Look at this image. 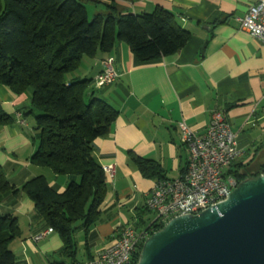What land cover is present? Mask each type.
<instances>
[{"label": "crops", "instance_id": "0c3cea01", "mask_svg": "<svg viewBox=\"0 0 264 264\" xmlns=\"http://www.w3.org/2000/svg\"><path fill=\"white\" fill-rule=\"evenodd\" d=\"M85 2L90 17L107 0ZM96 1V0H95ZM124 12H151L161 6L190 33L176 53L147 61L138 60L128 46L117 41L109 53L90 58L83 75L91 74L96 96L118 112L111 131L92 143V154L102 168L114 164L108 190L98 207L96 222L88 227L74 223L71 241L54 230L40 240L32 235L50 228L19 190L34 176L43 175L60 192L70 177L55 175L30 162L37 143L32 116L21 113L30 92L13 94L0 84L3 112L12 117L0 126V167L10 189L0 195V213L17 217L20 235L11 243L17 264H65L95 257L129 225L143 228L150 220L146 192L154 178L144 176L131 155L159 165L162 178L181 175L188 150L180 141L177 121L196 134L206 130L214 110L222 112L245 153L235 164L252 171L264 166V51L257 38L239 28V18L258 0H115ZM90 11V12H89ZM106 55L115 59L116 78L94 85L98 62ZM84 60V59H83ZM87 73V74H85ZM136 224V225H135ZM135 225V226H134Z\"/></svg>", "mask_w": 264, "mask_h": 264}, {"label": "trees", "instance_id": "16d2710c", "mask_svg": "<svg viewBox=\"0 0 264 264\" xmlns=\"http://www.w3.org/2000/svg\"><path fill=\"white\" fill-rule=\"evenodd\" d=\"M87 1L0 0V84L16 95L30 92L28 106L21 108L23 115L32 116L37 135L29 160L70 177L60 192L43 175L19 190L66 242L71 241L74 223L83 220L82 226L88 227L97 220L108 182L93 157L92 143L111 131L118 114L96 96L91 77L70 73L83 57L109 53L117 41L124 42L138 60L147 61L178 52L190 37L173 13L161 6L134 14L107 0L89 18ZM11 121L0 103V126ZM131 160L144 176L162 178L155 162L136 155ZM228 171L240 182L264 174V166L252 171L247 164H233ZM10 189L18 190L0 167V195ZM19 235L17 217L0 213V264H17L11 243Z\"/></svg>", "mask_w": 264, "mask_h": 264}, {"label": "built area", "instance_id": "2783aa9c", "mask_svg": "<svg viewBox=\"0 0 264 264\" xmlns=\"http://www.w3.org/2000/svg\"><path fill=\"white\" fill-rule=\"evenodd\" d=\"M239 28L257 38L264 51V0L249 5L239 18ZM114 57L106 55L98 62L99 71L94 85L101 87L117 76ZM180 141L188 150L184 172L175 178H160L146 192L145 208L154 217L140 229L123 227L115 240L95 257L65 264H135L139 253V241L151 235L158 225L182 214H197L214 206L228 196L237 177L228 169L244 155L245 148L237 143V135L231 129L222 112L214 110L209 124L202 134H196L184 121H177ZM108 180L115 172L114 164L102 167ZM51 228L32 235L33 240L43 238Z\"/></svg>", "mask_w": 264, "mask_h": 264}, {"label": "water", "instance_id": "95a60500", "mask_svg": "<svg viewBox=\"0 0 264 264\" xmlns=\"http://www.w3.org/2000/svg\"><path fill=\"white\" fill-rule=\"evenodd\" d=\"M135 264H264V174L214 206L169 219L145 239Z\"/></svg>", "mask_w": 264, "mask_h": 264}, {"label": "rangeland", "instance_id": "374dc122", "mask_svg": "<svg viewBox=\"0 0 264 264\" xmlns=\"http://www.w3.org/2000/svg\"><path fill=\"white\" fill-rule=\"evenodd\" d=\"M90 12V11H89ZM89 18H90V13H89V16H88ZM84 59V60H83ZM90 58L89 57H83L82 58V60H81V64H80V66H79V68L78 69H76V70H74L73 72H71L70 73V75L71 76H79V77H83V76H85V75H83V71L86 69V66H88L89 64V62H84V61H87V60H89ZM85 74H87V73H85ZM91 74H87L86 76H90ZM92 85V84H91ZM95 92V91H94ZM154 217V214L153 213H149V218L150 219H152ZM153 233V232H152Z\"/></svg>", "mask_w": 264, "mask_h": 264}, {"label": "bare ground", "instance_id": "6f19581e", "mask_svg": "<svg viewBox=\"0 0 264 264\" xmlns=\"http://www.w3.org/2000/svg\"><path fill=\"white\" fill-rule=\"evenodd\" d=\"M238 183L239 182H237L235 185H233V187H231V190L230 191H228V194L238 185ZM150 235H144L143 237H142V240L141 241H139V249L141 248V246H142V244H143V242L145 241V239L147 238V237H149Z\"/></svg>", "mask_w": 264, "mask_h": 264}]
</instances>
